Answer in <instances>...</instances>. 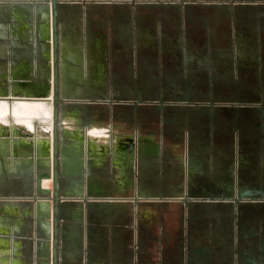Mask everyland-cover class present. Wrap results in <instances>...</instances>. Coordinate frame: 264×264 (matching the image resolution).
Returning a JSON list of instances; mask_svg holds the SVG:
<instances>
[{"label":"flooded vegetation","instance_id":"af4514ba","mask_svg":"<svg viewBox=\"0 0 264 264\" xmlns=\"http://www.w3.org/2000/svg\"><path fill=\"white\" fill-rule=\"evenodd\" d=\"M37 1L45 5L52 0ZM72 1L56 0V3L65 5ZM135 1L155 11V17L141 25L144 29L151 28L155 35L145 31L142 39L132 38L133 46L124 49L120 47V39L113 41L116 49L110 58L115 69L126 67L121 65L125 60H135L142 80L129 82L132 86L58 88L55 93L58 95L61 90L64 95L73 93V98L133 101L143 117L161 111L173 115L172 127L164 129L159 139L163 152L157 158L146 157L154 154L152 146L148 148L150 152H143L149 145L145 142L138 163H126L121 168L127 183L122 193L127 198L123 200L125 208L135 205L143 211L173 215L168 219L154 216L155 221L164 224L162 231H157L154 224L149 228L142 223L138 227L139 238L133 240L125 228L122 246L96 248L87 242L78 250L77 257L88 261L105 256L124 264H215L220 261L264 264V128H255L245 136L233 130L227 118L237 110H246L233 108L230 103H251L245 112L252 115L258 107L264 114V106L254 105L264 101V53L258 54L260 50L254 46L258 39L254 37L238 31L194 35L186 31L189 28L183 20L187 11L190 19L191 9H195L193 16L201 7L247 9L264 0ZM178 18H182L183 25L179 27L181 33L175 36L166 29L177 25ZM69 43H64L67 50L71 47ZM60 47L59 40L57 63ZM48 86L46 82L39 94L47 89L51 92ZM161 104H165L163 109ZM210 110L227 115L223 120L225 127L212 126ZM242 144L251 151L250 163H235V150ZM71 169L74 189L93 193L92 196H105L102 192L108 184L102 181L108 180V169L90 165L85 169V176L81 163H73ZM61 180L65 183L64 174ZM95 181L99 183L94 184ZM101 185L105 187L99 188ZM239 192L248 195L237 200ZM94 204L98 203L90 200L85 204L72 197L62 203L59 218L72 206L82 205L90 210ZM234 210L241 215L238 223L243 222L242 216L248 222L245 235L234 237L231 232L229 218ZM220 212L227 215L223 240L219 239L216 219ZM159 235L164 238L155 240ZM57 237L58 249L59 232ZM44 242L52 247L50 238Z\"/></svg>","mask_w":264,"mask_h":264},{"label":"crops","instance_id":"0c3cea01","mask_svg":"<svg viewBox=\"0 0 264 264\" xmlns=\"http://www.w3.org/2000/svg\"><path fill=\"white\" fill-rule=\"evenodd\" d=\"M256 5L250 9L262 8L263 12L258 15L264 18V2ZM43 8V3L37 0H0V95L18 97L12 100L0 98V264H46L47 252L50 258L51 247L43 242L45 238L37 225L36 203L25 193H29L34 185L35 171L30 173L29 163H37L35 146L37 142H43L53 124L56 125L59 150L68 153L69 163H81L84 176L90 165L91 168L108 169V180L102 181L108 185L102 193L107 198H115L96 202L98 204L91 205L90 210L82 205L79 208L72 206L59 218L57 264H124L119 259L105 256L81 261L76 253L87 242L96 248L122 246L125 228L131 234L130 239L137 240L138 227L142 223L149 228L154 224L157 231H162L164 224L155 221L154 216L162 215L168 219L173 214L143 211L135 205L125 208L123 200L127 198L122 193L127 183L121 168L126 163H138L145 142L149 145L143 152H150L148 148L152 146L154 154L146 157L157 158L163 152V143L159 139L164 129L172 127L173 115L161 111L143 117L133 101L65 97L61 90L57 100H53L52 94L47 100L41 99L38 95L47 82L45 64L38 51L46 13ZM57 17L61 44L57 63L59 89L125 86L142 80L135 60H125L121 65L126 67L115 69L110 57L116 49L113 41L120 39V47L124 49L133 46L132 38L135 40L139 36L142 39L145 31L155 35L151 28L141 26L145 20L155 17L151 6L135 0H73L57 5ZM257 38L254 46L264 50V37ZM66 41L71 45L68 50L64 45ZM51 78L49 86L52 90ZM23 104H37L42 112L25 106L26 112L15 113V109ZM229 105L245 111L251 108V103ZM161 106L163 109L165 104ZM54 108H57L56 119L52 114ZM245 111L237 110L229 117L214 112L212 126L225 127L223 120L227 117L230 127L245 136L255 128L262 130L264 114L250 115ZM250 153L246 144L238 146L235 163H250ZM240 216L239 211L234 210L229 218L234 237L247 233L248 222L242 216L243 222L238 223ZM226 218L223 212L217 213L220 240L225 239Z\"/></svg>","mask_w":264,"mask_h":264},{"label":"water","instance_id":"95a60500","mask_svg":"<svg viewBox=\"0 0 264 264\" xmlns=\"http://www.w3.org/2000/svg\"><path fill=\"white\" fill-rule=\"evenodd\" d=\"M56 0H52L51 3H46L44 5L45 13V24L43 27L42 39L38 41L40 52V60L45 64L46 68L44 76L49 85V79H53L52 86V97L53 100H57L59 96L55 93L58 89L57 79L59 75L56 48L59 42V36L57 32V11H56ZM50 9V10H49ZM51 13V19H50ZM46 36V37H45ZM52 42V48L49 44ZM46 43V46L45 44ZM49 43V44H48ZM52 69V71H51ZM49 87V86H48ZM51 89V87L49 88ZM51 92L47 91L39 94L41 99H48ZM65 97H73V95L65 94ZM5 97L8 99H18L17 95H0V98ZM53 119H56L57 108L53 109ZM33 149V148H32ZM35 155L37 156V163H29L31 166L30 173L33 174L35 171L34 185L28 194L30 199L36 203V221L37 225L42 231V237L44 240L52 241V247L49 251L50 258L48 257V252L46 253V264H57L58 253L56 242L58 240L57 234L59 232V214L62 203H66L69 199L74 197L79 199L80 202L95 201L102 202L107 200H114L115 198H107L106 196L93 195L89 192H83L82 189H74L73 185V170L69 163L68 153L63 150H59V144L57 140L56 125L53 124L50 131L45 134V139L43 142H37L35 146ZM65 175V183L62 182L61 176ZM44 178L51 179V186L43 185L42 180ZM89 185V184H88ZM247 192L238 193L237 200L247 197ZM136 198V197H135ZM134 198V199H135ZM52 231V237H51Z\"/></svg>","mask_w":264,"mask_h":264},{"label":"rangeland","instance_id":"374dc122","mask_svg":"<svg viewBox=\"0 0 264 264\" xmlns=\"http://www.w3.org/2000/svg\"><path fill=\"white\" fill-rule=\"evenodd\" d=\"M262 8H215V7H201L198 8V12L196 15H193V10L189 11L190 19L188 18L187 12L185 13L184 22L186 26L188 25L191 34H199L211 32L214 35H219L220 31L223 33H228L229 31H238L243 33L244 35H249L258 39L257 37L263 38L264 35V18L258 15L259 12H263ZM220 11V13H218ZM178 13V10H175ZM248 13V14H247ZM177 15V14H175ZM247 15V16H246ZM177 25L173 26L169 30L172 35L178 36L181 33L179 30L180 25H183L182 18H178ZM157 28V27H156ZM159 32V28H157ZM263 31V32H262ZM40 38V37H39ZM49 44V43H48ZM50 47V44H49ZM264 53V50L261 49L260 56ZM264 58V57H263ZM264 61V59H263ZM52 71V69H51ZM52 77V74H51ZM258 105L260 108H263L264 101L260 102ZM259 108L256 107L253 111L259 113ZM211 113V114H210ZM210 115H214V111L210 110ZM211 123V121H207ZM213 122V121H212ZM46 185H50V183H45ZM159 238H164L162 235H159Z\"/></svg>","mask_w":264,"mask_h":264},{"label":"bare ground","instance_id":"6f19581e","mask_svg":"<svg viewBox=\"0 0 264 264\" xmlns=\"http://www.w3.org/2000/svg\"><path fill=\"white\" fill-rule=\"evenodd\" d=\"M50 19H51V13H50ZM50 41V43H51V48H52V42H51V40H49ZM49 49H50V47H49ZM66 68V67H65ZM52 79V78H51ZM52 81H53V79H52ZM51 93H52V90H51ZM46 100V99H45ZM52 100V99H51ZM26 102V101H25ZM2 103V102H1ZM28 103H30V102H28ZM46 103V102H45ZM25 106H27V107H29V108H31V109H33V111L36 109V111H39V113L40 112H42L41 110H40V107L36 104V105H32L31 104V106L30 105H28V104H23V106L22 107H20V108H16L15 109V113H24V112H26V110H25ZM33 107V108H32ZM22 108H24V109H22ZM35 108V109H34ZM52 109V108H51ZM0 111H2V110H0ZM52 111V110H51ZM44 113H45V111H44ZM52 116V115H51ZM25 119V118H24ZM48 120V119H47ZM24 125V124H23ZM52 128V127H51ZM45 136V135H44ZM42 183H43V185H46L45 183H51V179L49 178V179H47V178H44L43 180H42ZM46 186H50V185H46ZM180 194H181V192H180ZM36 205V204H35ZM51 235H52V231H51Z\"/></svg>","mask_w":264,"mask_h":264}]
</instances>
